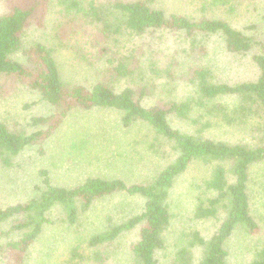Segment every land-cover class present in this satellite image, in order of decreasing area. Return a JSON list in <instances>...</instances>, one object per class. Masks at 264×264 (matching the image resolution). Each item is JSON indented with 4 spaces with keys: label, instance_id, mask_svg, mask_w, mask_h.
<instances>
[{
    "label": "rangeland",
    "instance_id": "374dc122",
    "mask_svg": "<svg viewBox=\"0 0 264 264\" xmlns=\"http://www.w3.org/2000/svg\"><path fill=\"white\" fill-rule=\"evenodd\" d=\"M113 1L78 0V7L68 10L60 4L62 0H48L43 26L32 24L26 29L24 37L26 41L58 45L55 54L62 77L74 84L105 79L113 81L115 88L123 87V80L115 81L103 69L99 71L104 62L96 60L97 50L100 46H110L112 51L120 52L135 49L141 72L133 77L129 86L136 90L145 89L142 101L144 106L194 97L190 120L170 116L172 127L203 138L254 145L264 143V137L259 138L264 124L262 119L256 120L264 116L257 114L261 109L251 99L246 97L243 100L229 95L208 101L199 99L195 82L186 81L180 76L181 73L186 74V66L194 60L199 65H210L212 81L228 84L253 81L258 76V70L250 54H228L216 35L201 39L206 52L198 54L190 51L184 35L178 32L133 34L124 28L118 29L113 15H107L104 21L97 23L93 19V10L106 7L104 5L111 6ZM209 1L154 0L153 5L167 13L181 14L193 20L212 14L224 17L245 33L255 30L259 36H264V0H232L234 9L231 11L226 8L228 4L210 6ZM4 9L5 0H0V13ZM90 13L91 17L86 15ZM102 23L111 24L112 30L116 32L98 35L95 27ZM251 24H255V28H250ZM78 46L82 48L80 52ZM178 59L182 60L181 65H175L174 68L178 69L179 79L171 80L165 74L155 75L152 72V67L163 68ZM39 97L38 92L19 83L14 84L11 79L1 78L0 119L17 133L29 135L44 129L43 125L31 123L32 117L52 113L50 105ZM202 100L205 102L200 106ZM242 103L247 104L252 111H247V121L252 125H221L217 120H211L209 126H203L207 125L205 121L210 115L221 114V109L228 115H236L232 108ZM257 107L259 109L256 112ZM121 116L120 111L108 107L73 109L51 137L26 146L11 157L9 165L0 161V205L27 201L34 186L40 187L42 184L41 169L47 170L51 184L65 188L80 184L89 176L118 178L127 184L150 182L163 166L175 159L176 150L171 142L155 135L143 121L137 120L129 127H124ZM192 119H198L199 123ZM215 164L194 160L176 178L167 199L171 219L164 232L167 245L157 253L159 264H178L173 261L174 255L180 247L186 245L183 238H189L187 235L191 232L197 231L201 236L208 237L214 231L217 221L196 219L193 217V209L199 197L211 196L204 181L210 177ZM249 175L251 205L255 209L260 232L252 235L242 229L236 230L225 243L227 264H248L256 251L264 246V162L252 165ZM143 205L144 199L138 194L114 193L95 201L86 211L79 210L76 225H68L64 220V211L60 206H54L49 212L54 223L46 225L29 247L25 264H138L133 259L131 245L138 238L139 225L120 233L111 244L94 248L88 246L87 241L94 233L106 230L108 223L119 224L140 214ZM17 234L8 230L0 234V264H6L4 244ZM76 247L81 255L73 257ZM99 252L105 254L96 261L94 256ZM196 255L193 254L195 259L200 256Z\"/></svg>",
    "mask_w": 264,
    "mask_h": 264
},
{
    "label": "trees",
    "instance_id": "16d2710c",
    "mask_svg": "<svg viewBox=\"0 0 264 264\" xmlns=\"http://www.w3.org/2000/svg\"><path fill=\"white\" fill-rule=\"evenodd\" d=\"M153 1L114 0L110 3L111 6L101 4L106 7L93 10V19L99 23L104 21L107 15H113L118 29L124 28L138 35L155 31L178 32L184 35L190 51L198 54L206 52L201 39L212 35L221 39L222 47L228 54H250V59L258 70V76L253 81L237 84L212 81L210 65H199L198 61L192 62L191 58V65L189 63L188 67L186 66L188 71L180 76L186 81L195 82L199 99L208 101L226 95L243 100L248 97L261 109L257 114L264 116V36H259L255 30L245 33L234 27L226 18L213 14L193 20L181 14L167 13L154 6ZM61 3L68 10L79 5L78 0H62ZM226 4L228 11L234 9L232 0L209 1L210 6ZM204 7L203 5L202 8ZM47 8L48 0H5V9L0 13V79H11L14 84L16 82L38 92L39 98L52 108L49 115L31 118L32 124L43 125L45 128L29 135L10 130L0 119V161L9 165L11 157L16 156L26 146L51 137L73 109L103 107L120 111L124 127H129L137 120L147 123L155 135L171 142L177 154L172 162L163 166L147 183L127 184L118 178L89 176L82 183L65 188L51 184L47 170L41 169L39 172L43 176L42 184L40 187L34 186L27 201L0 205V234L4 230L18 233L4 244L6 264H25L29 247L46 225L54 223L49 217L52 207L60 206L64 211L65 222L68 225H76L79 210L86 211L100 198L119 192L140 195L144 199L142 212L119 224L108 223L106 230L94 233L88 238V246L97 248L111 244L120 233L139 225L138 238L131 245L133 259L138 264H159L157 253L167 245L164 232L171 219L167 200L169 192L176 178L194 160L216 164L210 177L204 181L211 196L201 194L202 197L197 199L193 209V217L215 219L217 223L208 237L194 231L187 235L189 238H183L186 245L178 249L173 261L178 264H227L225 243L236 230L242 229L252 235L260 232L249 194V168L264 162V143L254 145L203 138L172 127L169 123L170 116L190 120L194 97L144 106L142 101L145 89L136 90L129 86L130 81L134 80L133 77L141 72L135 49L120 52L112 51L110 46H100L97 50L96 60L104 62L99 71L103 69L104 73H109L115 81L123 80V87L115 88L113 81L105 79L88 84L68 82L62 77L56 60L58 45L51 46L36 40L26 41L24 37L26 29L32 24L43 26ZM86 15L91 17V13ZM98 25L95 27L98 35L116 32L112 30L111 24ZM255 26L251 24L250 28ZM77 49L79 52L82 50L79 46ZM174 62L163 68L152 67V72L155 75L165 74L171 80L177 77L179 79L178 69L174 66H180L182 60ZM205 100L201 101L200 106H203ZM232 109L236 115H228L221 109V114L217 113L212 117L210 115L205 121L207 125L203 126H209L211 120H217L221 125H252L247 121L248 112H252L247 104L242 103ZM259 119H262L264 124V117L256 118ZM192 121L199 123L198 119ZM260 131L259 138L262 139L264 125ZM109 220L108 218V222ZM73 251V257L81 255L77 247ZM194 253L200 256L195 259ZM104 254L97 253L94 259L99 261ZM248 264H264V246L256 251V255Z\"/></svg>",
    "mask_w": 264,
    "mask_h": 264
}]
</instances>
